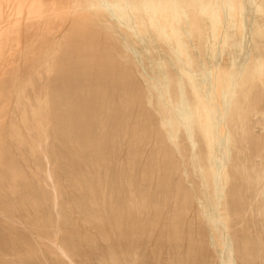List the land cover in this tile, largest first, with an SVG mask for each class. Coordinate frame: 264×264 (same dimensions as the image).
Wrapping results in <instances>:
<instances>
[{"label":"rangeland","instance_id":"1","mask_svg":"<svg viewBox=\"0 0 264 264\" xmlns=\"http://www.w3.org/2000/svg\"><path fill=\"white\" fill-rule=\"evenodd\" d=\"M184 2L154 3V14L163 18L158 22L167 25V36L155 37L157 46L171 43L178 53L181 42L191 56L188 68L179 69L194 112L192 138L179 124L173 141L153 96L155 84L142 80L151 65L143 61V69L131 61L134 53L121 49L98 21L100 9L82 0H0V264H264V0H208L210 13L201 8L198 18L211 20V27L197 26L203 39L191 31L192 44L180 32L181 12L174 10ZM147 5L130 8L146 16ZM240 9H248L246 20L237 18ZM230 16L236 21L232 30ZM137 22L151 25L148 19ZM253 32L259 33L256 41L234 53L231 37ZM194 48L210 72L209 85L191 82L200 69ZM166 66L176 79L178 68ZM200 87L207 100L197 95ZM168 89L176 99V86ZM202 104L212 113L208 118L219 121L228 150L219 214L227 218L231 253L225 244L221 261L192 158L205 168L206 191L213 190L197 122L204 120ZM62 115H70L69 124ZM70 126L85 130L102 149L80 151L74 142L69 151L68 139L82 138L68 135ZM36 137L45 153L33 146ZM113 214L143 225L136 229L140 235L104 236L89 228Z\"/></svg>","mask_w":264,"mask_h":264},{"label":"bare ground","instance_id":"2","mask_svg":"<svg viewBox=\"0 0 264 264\" xmlns=\"http://www.w3.org/2000/svg\"><path fill=\"white\" fill-rule=\"evenodd\" d=\"M77 1L79 3V0H77ZM82 1H83L85 6L89 7V9H100L101 13H100V15H98V21L105 27V29L109 30L114 35L115 38L111 34L112 37L118 43L121 44L120 46L123 47L121 49H123V50L130 49L132 51V53H134L135 56L131 57V61H134L135 63L139 64L138 66H140L142 64V67H143V61H144V63L147 61L149 63V65H151L150 70L148 69L149 72H147L148 70L147 71L144 70V73H143L144 78L142 80H144V82L147 85H150L151 82L153 84H155V93L153 96L156 99V102H157L158 106L160 107V110H163L162 124H165L167 126L166 132H167L168 138L170 140L174 141L176 139V137L174 135V131L179 124H182L185 126V132H186L187 138L191 139L192 133H191L190 125L192 124V116H193L194 112H191V107H190L188 100H187V97L185 95L183 72L179 69V68H184L185 66H189V60L191 59V56H190V54H188V55L185 54L186 49L181 42L179 44L180 52H178V53L173 49V46L171 43H167V45H166L167 48H165V49L157 46V40L155 37H157L158 35L159 36L163 35L165 37L167 36L166 32H165V29L167 26L166 23L158 22V20L163 19V18L158 19L157 16L154 14V12L157 9L156 6H154V3L157 0L153 1L152 4H151L150 0H136V1L135 0H82ZM190 1L191 0H185L183 6L177 8V9H175L176 7H174V10L181 12V14H182L181 18L183 19L182 20L183 23L180 27V32L186 39H188V42L190 44H192V41L190 40L191 31H194L195 33L197 32L196 36H199L200 38H202V36L198 33L197 26H201V25L207 26L208 23H211V20H209L211 17L210 18L207 17L208 18L207 20H209V21H206V20L201 21L198 18V14H199L201 8L206 9L210 13L208 0H192V3ZM134 2H137L139 4H142L143 2L148 3V5L145 8V9H147L146 16H139L138 17V15L136 16L132 13L130 5ZM81 5L84 6L83 4H81ZM190 9H192V12H189ZM151 11H152V13H150ZM247 14H248V9H243V10L238 12L237 18H240L242 20H246ZM231 16L228 17V19H229L228 24L230 26L228 28H230V30H232V28L236 25V23H235L236 21L233 20L234 18H231ZM167 18L169 19L172 17H167ZM143 19L150 20L151 25L142 24V23L137 22V20H143ZM91 20H92V18H91ZM93 21L94 20H92L90 22H93ZM120 23L123 24L125 27L123 30H118L116 28V26H118V24H120ZM256 23L258 24V22H256ZM262 24H264V21L262 22ZM98 25H100V24H98ZM208 26L211 27V24H209ZM150 27L154 28L153 31L149 30ZM230 30L228 29V30L224 31V33H227ZM261 30L264 31V27H262ZM104 32L106 33V31H104ZM242 32H244V31H242ZM107 35H108V33H107ZM256 36H259V33L256 34V32H253L252 34H248L247 36H246V34H243L242 36H237V37L232 36L231 37L232 41L234 39V41L237 42V44H235V42H233L234 45H232L233 47L236 46L234 49V53L238 54L241 51V49H243L246 45H251L253 43V41H256V39H255ZM42 39H44V38H42ZM195 40L197 41V37ZM40 41H42V40L40 39ZM44 41H45V39L43 40L41 45H43ZM140 42H141V45L136 47V43H140ZM46 43H48V42H46ZM46 43H45V45H46ZM30 45L31 44H29V47H30ZM53 46H56V44ZM29 47L27 46L26 52H27V49H29ZM32 47L33 46H31V48ZM43 47H45V46H43ZM207 48H208V46L205 48V51ZM253 48L254 47H252V49ZM38 49L41 50V48H36V51ZM48 49H49V47H48ZM194 49H195V52H193V53H195V58H199L197 66L200 69H199V71L197 70L193 73V78L191 79V82L194 84L202 83L205 85H209L211 82L210 78H209L210 72L204 68L205 64L203 63L202 59H200L198 50H196V48H194ZM52 50L55 52L54 49H52ZM37 52H39V51H37ZM174 52H176L175 53L177 55L176 57L173 56ZM256 52H257V50H256ZM24 53H25V51H24ZM39 54L40 53H38V55ZM149 54H151V55H149ZM48 55H49V53H48ZM53 55H54V53L51 56H53ZM115 56H117V55H115ZM122 56H123L122 58H124L125 55H122ZM30 57H32V56L30 55ZM41 57H42V55H41ZM44 57H42V60H44ZM38 58H40V57H38ZM42 63H44V62L42 61ZM148 63H147V65H148ZM46 64H49V62H47ZM166 64H168L169 67H177L178 68L176 79H174L173 75L169 74ZM149 65H148V67H149ZM30 66H33V65H30ZM40 66L41 65H39V69H40ZM144 68H147V66L143 67V69ZM185 68H188V67H185ZM47 69L48 68H46V70ZM52 69H53V67H52ZM36 71H37V69H36ZM171 83L174 84L176 86V88L179 90V95L177 96L176 99L172 98V96H170V94H169L168 88L171 85ZM229 88L230 87H227L225 89L223 88L224 91L222 90L223 92L221 94V98H225V100H226L229 92L231 91ZM199 91H201V92L199 93ZM202 91L203 90L200 87L196 91V93L199 97H202L205 100H207L208 97L205 96ZM203 101H202V103H203ZM43 104H45V103L43 102ZM202 106L205 109L206 105L202 104ZM44 107L47 108V105L46 106L43 105V108ZM69 109L71 110V108H69ZM32 110H33V108H32ZM33 112H34V110H33ZM200 114L202 116H204V120H200L197 122L201 125L200 129L204 132L203 137H204L207 149H208L207 156H206V164L209 167L208 175L213 182V190L211 189V191H209V192L206 191L207 187L210 185L207 183V181L205 179V177H206L205 168H203L201 166V161H200V159H198V157L194 156L192 158H194L195 164L198 165V169H199L200 176H201V185L204 188V191L206 192L204 202L208 203V204L206 206H204V212H205L206 218L208 220L209 231H210L212 238H213L214 250L217 252L218 260L221 261L223 258V255L225 254L224 253V245L225 244H226L225 249H226V247H228L226 251H229V253H231L229 246H227V244L229 243V238H227V236H226V229L227 228H226V225L224 224V222L227 220V218L225 216H222L219 214V212H220L219 206H220V203L224 199L223 198L224 192L222 191V186H223L224 181H226V179L228 178L226 171H225L227 164L224 162L226 160L225 157H227V155H228V150L225 147L224 140H222V137L219 136V130H220L218 128L219 121L218 120H211L208 118L209 115H212V113L209 111V108H206L205 111L200 112ZM29 117H30V115H29ZM45 117H44V120L46 121ZM35 118H36V116H35ZM23 119H24V116H23ZM38 119L43 120V118H38ZM38 119H36L37 122H38ZM21 121H22V119H21ZM70 121H71L70 115H62L61 122H66L69 124ZM33 122H34V120H33ZM23 126L25 127L24 124H23ZM28 127H29V125H28ZM37 130H38V128H37ZM44 132H45V130H44ZM67 134L73 135L74 137H77V138L79 137V135H81V137H82L81 140H76V139L73 140L72 139L73 142L68 139L67 149L69 151L74 148L72 143L74 145H76L74 142H77L79 145V148H75V149H79L80 151H85L87 148L89 149L90 147L97 150V151H100L102 149V146L98 145V141H91V142L89 141V138H87V136H86L85 130L79 131L74 126H70L67 129ZM40 137L39 138L36 137L37 140L34 142L35 144L33 145V143H32V145L35 146L38 150H40L41 153H45L44 149L42 148L41 142H40V139H41ZM64 137H65V134H64ZM30 143H31V141H30ZM122 218L123 217H120V216H117L116 214H113V215H110V217H108V218L99 219L97 222L91 224L89 226V228H92L95 233H98V234H101L104 236H109L111 234H114V235H118L119 237H123V238L127 237V238L131 239V238L137 236L138 234L140 235V233L137 232L136 229L143 227V225L140 226L138 224V222H134L130 219L125 220ZM125 224H126V227L124 228ZM85 229H84L85 231L88 230V228H85ZM133 229H135L136 232ZM141 229H143V228H141ZM173 240L175 242L176 235L173 236ZM63 248L69 249L64 244H63ZM228 254L226 252L227 256H229ZM222 262H220V263H222ZM222 264H230V263H226V261H225V263L223 262Z\"/></svg>","mask_w":264,"mask_h":264}]
</instances>
